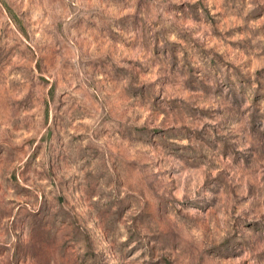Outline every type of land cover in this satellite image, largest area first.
<instances>
[{
	"label": "rangeland",
	"instance_id": "rangeland-1",
	"mask_svg": "<svg viewBox=\"0 0 264 264\" xmlns=\"http://www.w3.org/2000/svg\"><path fill=\"white\" fill-rule=\"evenodd\" d=\"M0 264H264V0H0Z\"/></svg>",
	"mask_w": 264,
	"mask_h": 264
}]
</instances>
